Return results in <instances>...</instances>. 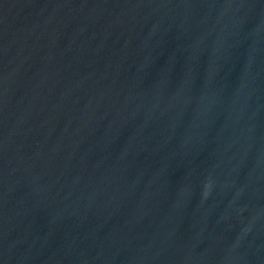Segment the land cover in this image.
Here are the masks:
<instances>
[{
    "label": "water",
    "instance_id": "95a60500",
    "mask_svg": "<svg viewBox=\"0 0 264 264\" xmlns=\"http://www.w3.org/2000/svg\"><path fill=\"white\" fill-rule=\"evenodd\" d=\"M0 264H264V0H0Z\"/></svg>",
    "mask_w": 264,
    "mask_h": 264
}]
</instances>
